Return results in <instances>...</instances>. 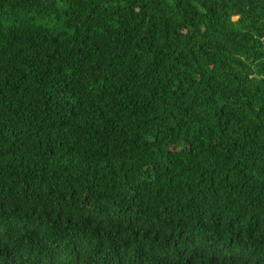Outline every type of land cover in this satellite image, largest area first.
<instances>
[{
	"label": "trees",
	"instance_id": "trees-1",
	"mask_svg": "<svg viewBox=\"0 0 264 264\" xmlns=\"http://www.w3.org/2000/svg\"><path fill=\"white\" fill-rule=\"evenodd\" d=\"M0 264H264V0H0Z\"/></svg>",
	"mask_w": 264,
	"mask_h": 264
}]
</instances>
